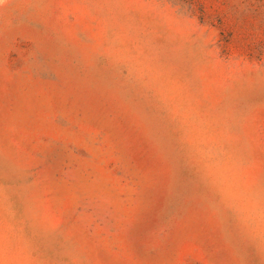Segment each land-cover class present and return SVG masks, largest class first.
<instances>
[{
    "label": "rangeland",
    "instance_id": "1",
    "mask_svg": "<svg viewBox=\"0 0 264 264\" xmlns=\"http://www.w3.org/2000/svg\"><path fill=\"white\" fill-rule=\"evenodd\" d=\"M0 264H264V0H0Z\"/></svg>",
    "mask_w": 264,
    "mask_h": 264
}]
</instances>
